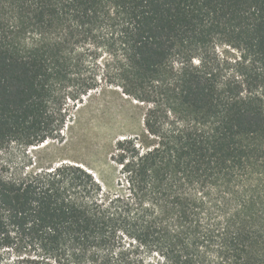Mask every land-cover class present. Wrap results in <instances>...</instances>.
Segmentation results:
<instances>
[{"label":"trees","instance_id":"16d2710c","mask_svg":"<svg viewBox=\"0 0 264 264\" xmlns=\"http://www.w3.org/2000/svg\"><path fill=\"white\" fill-rule=\"evenodd\" d=\"M110 88L112 181L29 150ZM0 264H264V0H0Z\"/></svg>","mask_w":264,"mask_h":264},{"label":"rangeland","instance_id":"374dc122","mask_svg":"<svg viewBox=\"0 0 264 264\" xmlns=\"http://www.w3.org/2000/svg\"><path fill=\"white\" fill-rule=\"evenodd\" d=\"M97 94L93 101L89 95L73 110L74 117L65 129L62 142L49 141L33 146L32 152L40 151L46 160H71L94 172L101 171L112 181L116 175L110 154L119 127L135 121L134 105H141L121 94L119 90L107 89ZM47 147V148H45Z\"/></svg>","mask_w":264,"mask_h":264}]
</instances>
